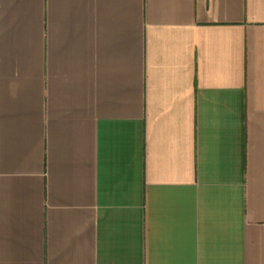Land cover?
<instances>
[{"label": "crops", "instance_id": "1", "mask_svg": "<svg viewBox=\"0 0 264 264\" xmlns=\"http://www.w3.org/2000/svg\"><path fill=\"white\" fill-rule=\"evenodd\" d=\"M0 264H264V0H0Z\"/></svg>", "mask_w": 264, "mask_h": 264}]
</instances>
